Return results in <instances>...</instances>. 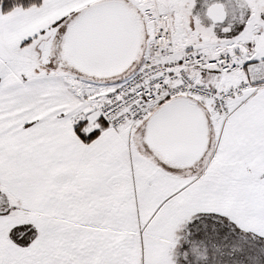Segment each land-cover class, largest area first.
Listing matches in <instances>:
<instances>
[{"label": "snow or ice", "instance_id": "snow-or-ice-1", "mask_svg": "<svg viewBox=\"0 0 264 264\" xmlns=\"http://www.w3.org/2000/svg\"><path fill=\"white\" fill-rule=\"evenodd\" d=\"M0 264H264V0H0Z\"/></svg>", "mask_w": 264, "mask_h": 264}]
</instances>
